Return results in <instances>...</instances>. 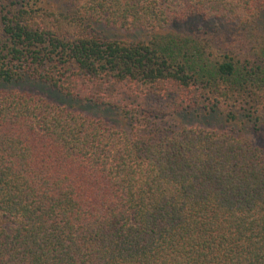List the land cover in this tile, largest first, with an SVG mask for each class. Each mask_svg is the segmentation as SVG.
Returning a JSON list of instances; mask_svg holds the SVG:
<instances>
[{"label":"trees","instance_id":"obj_1","mask_svg":"<svg viewBox=\"0 0 264 264\" xmlns=\"http://www.w3.org/2000/svg\"><path fill=\"white\" fill-rule=\"evenodd\" d=\"M239 124L264 136V0H0V264H264Z\"/></svg>","mask_w":264,"mask_h":264},{"label":"rangeland","instance_id":"obj_2","mask_svg":"<svg viewBox=\"0 0 264 264\" xmlns=\"http://www.w3.org/2000/svg\"><path fill=\"white\" fill-rule=\"evenodd\" d=\"M210 25V24H208ZM185 28H200L203 27L204 25H202V22L200 23H187L184 25ZM16 88L22 89V90H26L27 92L34 94V95H43L46 98H51L54 99V96H52V92L49 90H45L39 86L36 85H31V86H17ZM58 99V98H57ZM194 120L191 121V123ZM207 127H210L211 129H225V130H230V126L225 122L224 117L221 114H217L214 115V117H212V119L210 120V122H208V124L206 125ZM243 126L241 124H239L238 126H236L235 131L239 132L242 134H245L246 136H249L250 139H252L254 142H256V145L262 147L264 149V136H262L261 134H256L255 130L254 132L250 131L247 132L248 130L242 131ZM252 132V133H251Z\"/></svg>","mask_w":264,"mask_h":264}]
</instances>
